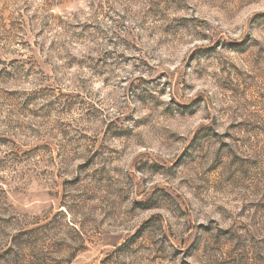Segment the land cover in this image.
<instances>
[{
	"label": "clouds",
	"instance_id": "obj_1",
	"mask_svg": "<svg viewBox=\"0 0 264 264\" xmlns=\"http://www.w3.org/2000/svg\"><path fill=\"white\" fill-rule=\"evenodd\" d=\"M217 6L223 9L218 22L204 23L200 0H19L17 9L35 13L24 38L44 47L41 55L34 46L35 70L27 83L56 89L29 105H48L42 119L29 122L51 148L31 159L21 155L22 163L0 153L9 164L0 175L8 187L20 184L27 192L30 178L48 167L53 188V181L67 182L71 195L64 203L71 218L48 223L50 200L43 216L27 201H10L8 215L14 211L20 222L0 231V264H59L58 249L75 253L84 239L98 241L93 233L104 232L100 218L110 208L119 210V220L134 235L121 244L123 237L105 233L115 247L104 264H264V12L237 23L230 0H217ZM0 8H8L7 0H0ZM86 24L92 27L81 38ZM53 39L54 49L48 47ZM29 67L17 66L18 86L25 87ZM162 72L167 75L155 79ZM70 85L101 109L98 124H83L88 105L78 101L71 116L61 111L66 98L56 97ZM7 86L0 81V89ZM17 119L7 116L0 135H11ZM69 119L70 127L61 123ZM113 120L115 136L142 145L144 154L138 152L134 163L125 143L103 135ZM173 120L189 127H172L167 122ZM84 131L93 139H81ZM17 144L13 156L25 147L22 139ZM124 201L135 202L130 212L123 210ZM142 208L158 215L137 233L133 217Z\"/></svg>",
	"mask_w": 264,
	"mask_h": 264
},
{
	"label": "rangeland",
	"instance_id": "obj_2",
	"mask_svg": "<svg viewBox=\"0 0 264 264\" xmlns=\"http://www.w3.org/2000/svg\"><path fill=\"white\" fill-rule=\"evenodd\" d=\"M18 2L19 0H7L8 8H0V81H6L8 84L6 88L0 89V124H2L4 119L9 115L18 118L17 123L14 126H9L13 129L11 135H0V153H7L8 156L13 157L15 162L22 163L23 161L18 159L21 155L26 159H31L34 156H39L41 152H46L51 148L49 143L42 142L37 135L40 129L33 127V123L29 122V120L34 122L42 119L41 112H43L44 108H47L48 105H44L40 110L30 109L29 105L38 100L47 99L51 94L55 93L56 89L51 84H46L43 88L39 89L31 88V85L27 83L28 76H30L35 70L34 46L39 49L41 55L44 53V47L40 46L38 39L30 40L24 38L32 30L31 23L35 18V13H32L31 9L28 7L17 9L15 6ZM173 2L175 3V0H173ZM200 2L203 6L202 12L204 23L218 22L223 9L217 6V0H200ZM230 5L236 14L235 20L237 23H244L257 14L264 12V0H230ZM177 6L179 7V5ZM182 10H190V6H187ZM178 19L184 20L189 18L180 16ZM46 26L47 25H45V27ZM90 27H92V25H85V31L80 34L81 38L84 37L87 29ZM43 31L44 29L41 28V31L35 34L36 37L41 36ZM56 43L57 41L53 39L48 47L54 49ZM132 47H135V45H132ZM183 51V49H178L177 54L181 55L183 54ZM36 59H38V57ZM128 59L132 58L128 57ZM47 62L48 61L45 60V64H47ZM26 64L33 65V67H29L27 73L24 74L23 83L25 87H20L18 86L17 81L19 74L16 69L17 66L23 67ZM141 64L151 71V66L148 65L146 61L142 60ZM68 67L69 69H73L74 66L72 61H68ZM38 71L42 72L43 68ZM221 71H224V69H221ZM231 74L232 73H229V75ZM166 75V73L162 72L159 76L155 77V79H160ZM237 75H239V72H237ZM137 79L142 78L137 77ZM65 82L68 83V81ZM105 83H107V81H105ZM29 88H31V91L28 90ZM61 98H66L63 99L65 107L61 109L62 112L66 111L67 114L71 116L78 101L80 104L88 105V110L83 114V124L85 126L98 124L101 109L92 104L90 100L82 99L81 92L76 87L70 85L69 88L61 90L56 97V101L61 100ZM56 101L49 100V104H55ZM47 114L48 113H45V115ZM75 114L77 116L79 115V113ZM61 123L67 124L69 127L71 126L70 119ZM167 123L172 127L185 131L189 127L186 122L181 120H173ZM115 124V120L108 122L107 127L103 130V135L108 136L111 134L117 142L125 143L127 146V159L134 163L138 152L141 155L144 154L141 151L142 145L137 147L135 143H128L127 138L115 136L113 130V125ZM60 135L66 136L67 129L62 127ZM80 138L91 140L93 139V136H90L87 131H84L83 133H80ZM18 139H22L25 142V147L23 148L22 153L16 152V155L13 156V152L19 147L17 144ZM172 143L176 144L178 142L172 141ZM155 147L165 156L171 155V152L166 147H162L159 143H156ZM184 147L186 148L187 146ZM10 148L12 151H9ZM97 151H99V148H97ZM56 155L58 157L59 153ZM42 160L43 158L41 157V161ZM8 169L9 164L6 159L0 158V172L8 171ZM137 171H139V169H137ZM48 172L49 168L45 167L40 169L34 177L30 178V188L27 192H24L20 184H17L14 189L8 187V181L5 176L0 175V209L5 213L4 215H0V231H7L20 222V217L17 216L14 211L12 215H8V212L14 209V205L10 201H20L21 203L27 201V203L31 204L33 209L36 210L38 216H43L46 211L45 201L50 200L53 201V207L51 209L53 215L50 220H47L48 223L55 220L57 216H68L71 218V208H68L64 203V201H66L71 195V193L65 188L67 182L53 181L52 183L57 185L53 188L52 184L48 182ZM17 175L20 176L21 180L24 179L22 173H17ZM56 175L58 177L59 173H56ZM156 178L158 180L162 179L160 176H157ZM61 195L63 198L57 201V196ZM141 199L143 198L141 197ZM134 206L135 202H133L132 205H128L127 201L122 203L125 212H130ZM149 213H151V215H149ZM156 215H158V213L155 212L154 208L140 209L133 217V219L137 220L135 232L138 233L140 229H142L144 225ZM100 224L103 226L104 232L97 229V232L93 233L94 236H98L97 242H94L91 238L84 239V243L80 245L75 253H70L63 248L58 249L57 255L63 253V257L59 264H64V261H67V264H104V259L115 247V245L106 241L105 233L113 237H123L124 240L121 241V244L134 235L133 232H129L124 227L123 222L119 220V210L114 208H110L107 213L102 214ZM38 226L42 227L43 225ZM26 230L36 231V228L29 227ZM97 244H99V247H97ZM93 249L98 251L99 255L94 256L93 259H88L85 254H90ZM2 255L3 253H0V256ZM77 256L80 257L79 260H77ZM53 259H55V257Z\"/></svg>",
	"mask_w": 264,
	"mask_h": 264
}]
</instances>
